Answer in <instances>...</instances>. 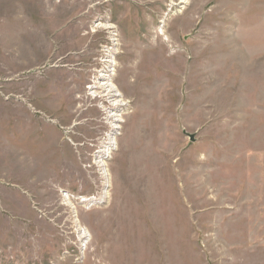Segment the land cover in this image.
<instances>
[{"label":"rangeland","instance_id":"374dc122","mask_svg":"<svg viewBox=\"0 0 264 264\" xmlns=\"http://www.w3.org/2000/svg\"><path fill=\"white\" fill-rule=\"evenodd\" d=\"M0 264H264V0H0Z\"/></svg>","mask_w":264,"mask_h":264},{"label":"bare ground","instance_id":"6f19581e","mask_svg":"<svg viewBox=\"0 0 264 264\" xmlns=\"http://www.w3.org/2000/svg\"><path fill=\"white\" fill-rule=\"evenodd\" d=\"M101 27H102V24H101ZM101 27L98 26V28H101ZM103 27L106 29H109V30L112 29V28H109V26H103ZM108 63L111 64V62H108ZM101 77L104 79L96 80L91 89L92 90L94 89L93 95H97L101 99L106 100V102L112 107V111L114 112V114L110 115V117L112 118L111 130L115 131L118 129V126L116 124L117 119H116V115H115L116 109L118 107H122L123 105L121 104V101H119L120 95L118 94V91H116V88L112 84L109 83V80L106 78L107 76H101ZM97 96H94V97L97 98ZM113 112H111V113H113ZM101 152L99 154H101ZM82 202L86 203L87 200L85 199ZM89 202L93 203V199H90ZM91 203H89V204H91Z\"/></svg>","mask_w":264,"mask_h":264},{"label":"water","instance_id":"95a60500","mask_svg":"<svg viewBox=\"0 0 264 264\" xmlns=\"http://www.w3.org/2000/svg\"><path fill=\"white\" fill-rule=\"evenodd\" d=\"M190 140L193 141L192 138H190Z\"/></svg>","mask_w":264,"mask_h":264},{"label":"built area","instance_id":"2783aa9c","mask_svg":"<svg viewBox=\"0 0 264 264\" xmlns=\"http://www.w3.org/2000/svg\"><path fill=\"white\" fill-rule=\"evenodd\" d=\"M82 200V199H81ZM84 201V200H83Z\"/></svg>","mask_w":264,"mask_h":264}]
</instances>
